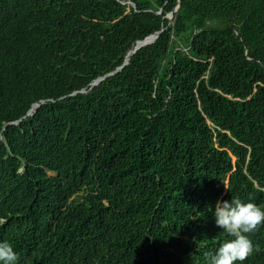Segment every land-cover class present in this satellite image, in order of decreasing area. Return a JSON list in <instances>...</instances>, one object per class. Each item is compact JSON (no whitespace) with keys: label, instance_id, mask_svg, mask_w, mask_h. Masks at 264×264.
Instances as JSON below:
<instances>
[{"label":"trees","instance_id":"16d2710c","mask_svg":"<svg viewBox=\"0 0 264 264\" xmlns=\"http://www.w3.org/2000/svg\"><path fill=\"white\" fill-rule=\"evenodd\" d=\"M176 4L0 0V241L16 264H207L232 239L217 200L264 210V0H181L169 22ZM247 235L235 264H264V224Z\"/></svg>","mask_w":264,"mask_h":264},{"label":"clouds","instance_id":"9594fccd","mask_svg":"<svg viewBox=\"0 0 264 264\" xmlns=\"http://www.w3.org/2000/svg\"><path fill=\"white\" fill-rule=\"evenodd\" d=\"M214 216L216 225L232 239L221 243L214 253H209L207 264H235L247 259L254 251L247 234L264 224V210L251 201L232 198L230 201L217 200ZM16 261L17 255L11 243L0 241V262L16 264Z\"/></svg>","mask_w":264,"mask_h":264},{"label":"water","instance_id":"95a60500","mask_svg":"<svg viewBox=\"0 0 264 264\" xmlns=\"http://www.w3.org/2000/svg\"><path fill=\"white\" fill-rule=\"evenodd\" d=\"M180 1L181 0H177V4L176 6L173 8L172 11H170L169 13L166 14V17L168 18L169 22H171L173 20V16H174V13L177 11L179 5H180ZM128 4H132L134 7H135V4L132 3L131 1H127ZM163 11V8H161L159 11H157V13H161ZM164 30V28L162 27L160 30L152 33V34H149L147 35L146 37H144L143 39L141 40H137L133 47L127 52L126 54V57L123 61V63L121 65H119L118 67L115 68V70L103 75V76H100V77H97L96 79H94L91 83H90V88L93 87V86H96L98 85L102 80H104L106 77L120 71L127 63H128V59L129 57L134 54L137 50H139L140 48L148 45V44H151L153 43L158 35L160 34V32H162ZM44 101L41 100L39 102H35L31 105V107L29 108V110L26 112V114L24 115V117H27V116H31L34 114V112L36 111V109L43 103ZM17 122V121H16ZM15 122V123H16Z\"/></svg>","mask_w":264,"mask_h":264}]
</instances>
